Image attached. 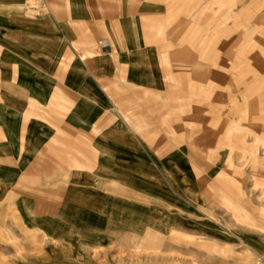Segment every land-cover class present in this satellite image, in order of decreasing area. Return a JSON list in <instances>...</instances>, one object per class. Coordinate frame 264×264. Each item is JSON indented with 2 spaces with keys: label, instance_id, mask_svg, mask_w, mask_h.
I'll return each instance as SVG.
<instances>
[{
  "label": "rangeland",
  "instance_id": "rangeland-1",
  "mask_svg": "<svg viewBox=\"0 0 264 264\" xmlns=\"http://www.w3.org/2000/svg\"><path fill=\"white\" fill-rule=\"evenodd\" d=\"M51 1L0 0V16ZM54 1L65 14L70 0ZM72 1L131 23L140 43L128 72L95 74L103 102L84 104L123 128L86 177L110 179L88 184L110 203L65 197L75 167L0 166V264H264V0ZM54 186L62 198L27 197Z\"/></svg>",
  "mask_w": 264,
  "mask_h": 264
},
{
  "label": "crops",
  "instance_id": "crops-1",
  "mask_svg": "<svg viewBox=\"0 0 264 264\" xmlns=\"http://www.w3.org/2000/svg\"><path fill=\"white\" fill-rule=\"evenodd\" d=\"M49 7L53 11L37 17L27 16L25 10L20 16H0V166L20 167L39 178L75 167L73 176L83 180L65 197L79 193L83 200L99 199L94 205L106 199L109 205V192L100 195L88 184L109 185L110 179L88 182L86 177L95 175L91 168L102 167L100 153L109 154L113 130L123 128L111 127L105 110L89 111L84 104L103 102L102 96L89 92L97 87L95 74L115 76V64L127 72L135 64L137 29L116 18L96 20L92 6L76 1L70 0L65 14L59 1H51ZM104 36L108 42L102 50L96 45ZM12 86L28 88V93L23 99L10 98ZM46 188L27 197L64 196L62 187Z\"/></svg>",
  "mask_w": 264,
  "mask_h": 264
},
{
  "label": "bare ground",
  "instance_id": "bare-ground-1",
  "mask_svg": "<svg viewBox=\"0 0 264 264\" xmlns=\"http://www.w3.org/2000/svg\"><path fill=\"white\" fill-rule=\"evenodd\" d=\"M255 115V114H254Z\"/></svg>",
  "mask_w": 264,
  "mask_h": 264
}]
</instances>
